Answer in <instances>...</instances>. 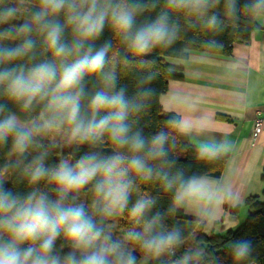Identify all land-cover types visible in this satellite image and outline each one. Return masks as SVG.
<instances>
[{
	"label": "clouds",
	"instance_id": "clouds-1",
	"mask_svg": "<svg viewBox=\"0 0 264 264\" xmlns=\"http://www.w3.org/2000/svg\"><path fill=\"white\" fill-rule=\"evenodd\" d=\"M106 28L111 39L98 45ZM241 29L261 39L216 80L243 79L230 96L243 119L264 103V0H0V264H216L186 228L242 206L246 141L203 111L202 86L155 83L210 65L225 54L221 37ZM155 105L165 119L145 135ZM183 137L197 170L180 163ZM250 151L253 164L264 157L259 136ZM229 157L221 175L203 167ZM20 185L23 194L12 190ZM227 251L231 264H258L252 239Z\"/></svg>",
	"mask_w": 264,
	"mask_h": 264
},
{
	"label": "crops",
	"instance_id": "crops-1",
	"mask_svg": "<svg viewBox=\"0 0 264 264\" xmlns=\"http://www.w3.org/2000/svg\"><path fill=\"white\" fill-rule=\"evenodd\" d=\"M259 39H261L260 36H250L249 40L254 43ZM243 44L235 43L229 55L216 57L208 66L194 63L185 68H181V71L177 72V75H180L182 79H170L168 81V89L173 87L202 86L209 96L207 104L203 106V111L211 113L214 116L216 127L220 130L232 132L241 140L246 141L237 161L238 166L245 172V177L242 181L245 192L243 204L242 206L225 205V219L221 220L215 226H203V232L207 236L211 234L222 235L228 230H234V228L239 227L248 214L245 200L255 196L262 200V195H264V180L261 179L262 170H264V157H261L257 164H253L250 159L251 145L256 137L259 136L261 143H264V129H262L260 134L254 135V122L258 113L264 115V103L260 104L252 115L240 119L233 112L230 96L234 89H243L245 82L240 77L224 82H217L216 80V77L225 71L224 62L234 52L239 54ZM259 90L264 92V81L259 83ZM186 139L188 140V138ZM230 159L231 157L226 158L222 174L226 171L227 161ZM186 217L192 219L191 216Z\"/></svg>",
	"mask_w": 264,
	"mask_h": 264
},
{
	"label": "trees",
	"instance_id": "trees-1",
	"mask_svg": "<svg viewBox=\"0 0 264 264\" xmlns=\"http://www.w3.org/2000/svg\"><path fill=\"white\" fill-rule=\"evenodd\" d=\"M155 12L151 14L149 18H154ZM147 15V14H146ZM143 19V17L141 18ZM243 20V18H242ZM189 38L197 37L198 39H203L204 34H196L193 32L188 33ZM251 36L250 29H241L239 33H229L225 36L221 37L225 44L224 48V55H229L232 52V47L235 43H245L248 42ZM111 39V33L106 28L103 35L101 36L100 40L97 41V44H102L105 40ZM193 50L196 51L195 46L193 47ZM157 55H160L159 50H157ZM159 63V59H158ZM163 63L166 62H162ZM181 69L178 70L180 72ZM161 72L163 73V66H161ZM170 79H182L180 75L169 77L167 75H162V78L158 80L155 83V87H157L159 90L164 91L168 89V81ZM133 80L131 77H127L121 80V85H126L129 90V94H131L134 91L133 87ZM163 114L159 111V106L155 105L150 113L149 116L145 117V119L141 123V127L144 129L145 135H150L158 130L159 124L163 122ZM181 144L184 148V152L182 153L183 156L180 157V163L182 164H191L193 166V170H197L196 162L193 158V153L190 150V143L189 141L183 137L181 138ZM86 147L82 148L80 153H77V157L79 158V155H81L84 151H86ZM68 150H65V153H67ZM58 162V157L55 155L49 160V163H55ZM226 163V159H221L217 162L204 165V169L209 172L212 175H221L224 165ZM261 179L264 180V170H262V176ZM6 187L12 188L11 184L6 185ZM146 188L155 187L152 186H145ZM13 191H17L21 194L24 193L25 189L23 185L18 186L17 188H13ZM167 205V199H163L160 202V207H166ZM245 206L247 207L248 214L244 222L239 225L234 230H228L222 235L217 234H211L210 236H207L203 232V226H197L194 221L190 222V226L186 228V235H191L192 239L199 238L201 240H204L205 243L209 247V251L211 252V255L215 257L216 264H231V258L227 251V244L233 240L238 238H248L252 239L254 242V246L256 247V255H257V261L258 264H264V195H262V200H260L259 197H249L245 200ZM185 220L191 219L185 216ZM129 223V217L127 215H124L121 218H118L116 221V224L119 228L126 227ZM188 246L187 244L185 245Z\"/></svg>",
	"mask_w": 264,
	"mask_h": 264
},
{
	"label": "built area",
	"instance_id": "built-area-1",
	"mask_svg": "<svg viewBox=\"0 0 264 264\" xmlns=\"http://www.w3.org/2000/svg\"><path fill=\"white\" fill-rule=\"evenodd\" d=\"M262 129H264V115L258 113L254 122V135L260 134Z\"/></svg>",
	"mask_w": 264,
	"mask_h": 264
}]
</instances>
